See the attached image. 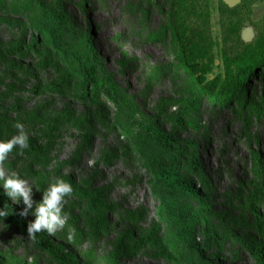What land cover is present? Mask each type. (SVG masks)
Masks as SVG:
<instances>
[{
	"label": "rangeland",
	"instance_id": "1",
	"mask_svg": "<svg viewBox=\"0 0 264 264\" xmlns=\"http://www.w3.org/2000/svg\"><path fill=\"white\" fill-rule=\"evenodd\" d=\"M59 1L69 15L61 35L71 49L52 45L43 29L44 19L56 18L52 0H0V140L16 134L17 121L28 135V147L14 148L0 171L27 180L34 202L58 177L72 185L65 225L45 232L70 259L28 239L8 208L20 212L25 206L0 187V208L6 204L9 212L0 218V264H258L249 248L264 240V61L250 68L229 98L213 100L182 62L169 0ZM198 5L210 13L211 80L224 73L225 53L264 35V0ZM85 37L101 60L99 75L110 76L123 100L105 93L92 99L91 82L84 96L73 53L83 51ZM11 46L17 49L3 56ZM154 130L173 135V147L185 148L184 154L153 143L148 131ZM145 144L159 157L175 159L180 175L208 193L207 205L182 191L171 207L165 205L140 151ZM192 154L204 180L188 169ZM31 212L22 217L33 220ZM181 212L207 215L223 234L221 244L206 248L216 259L189 248ZM203 226L199 219L191 227L198 243L205 240Z\"/></svg>",
	"mask_w": 264,
	"mask_h": 264
},
{
	"label": "trees",
	"instance_id": "2",
	"mask_svg": "<svg viewBox=\"0 0 264 264\" xmlns=\"http://www.w3.org/2000/svg\"><path fill=\"white\" fill-rule=\"evenodd\" d=\"M199 0H169L168 19L172 28L174 37L179 43V49L182 54V62L189 72L194 75L197 80L199 88L206 92L213 100H222V98H229L237 87L241 84V79L248 73L252 66H256L260 61H264V35L258 37L254 44L247 45L243 50L232 55L224 54V73L217 74L213 79L207 80L206 75L211 71L213 64V40L210 33V13L207 6L198 5ZM245 1V0H243ZM53 8H55V20L44 19L43 29L47 32L48 40L52 45H64L70 49L73 47L65 43L62 38V27L66 25L69 20V15L61 5L59 0H52ZM195 18V20L193 19ZM56 22L57 25L54 24ZM148 32L143 31V36H147ZM83 51L74 52L75 57L79 63V69L76 74H81L84 82L81 83L83 91L86 96L89 91L87 83L93 84V91L91 98L96 99L101 93H105L115 100H123L118 85L110 78V76L103 72L99 75L101 69V60L96 55V49L90 40V37H85L82 40ZM16 46H11L5 54L10 51H15ZM126 64L123 63V66ZM117 98V99H116ZM114 103H119L114 101ZM257 118L263 114L262 106L255 112ZM149 137L153 143L164 149L167 153H176L177 155L184 154V149L181 146H174L176 143L173 135L164 134L161 131H148ZM194 145V141H190ZM34 149H37L34 147ZM41 148L39 147V150ZM141 154L144 158L148 168L153 177L154 191L160 196L165 205L171 207L169 202L171 198L179 191L184 192L190 197L195 198L203 206L207 205L208 193H203L200 188H197L190 179L183 178L175 168V159H163L159 157L149 144H145L141 148ZM188 169H191L203 180L205 175L199 168V160L192 154ZM9 211L27 231V224L30 221L25 220L19 215V211L14 205L8 206ZM173 210V209H171ZM175 211V210H173ZM207 214L216 217L215 213L208 207ZM179 217L182 218L184 227L181 230L185 242L189 248L196 254H199L204 259H216L217 255L207 254L206 248L211 245H219L223 240V234L219 233L213 226H210L207 215L201 216L200 213L181 212ZM201 220L204 224L202 233L205 235V240L198 243L192 232V224L195 221ZM34 238L36 243L45 247L53 255L58 256L64 261H69L70 256L64 249L60 248L52 239H50L44 231L37 233ZM249 250L255 256L258 264H264V240L254 248Z\"/></svg>",
	"mask_w": 264,
	"mask_h": 264
},
{
	"label": "clouds",
	"instance_id": "3",
	"mask_svg": "<svg viewBox=\"0 0 264 264\" xmlns=\"http://www.w3.org/2000/svg\"><path fill=\"white\" fill-rule=\"evenodd\" d=\"M16 134L7 140H0V161L7 159L8 154L14 148L21 152L28 147V135L24 130V125L17 121L13 125ZM0 187L3 188V194L14 203H23L25 206L20 212V216H28L31 209V215L34 219L27 224L28 239L33 238L37 233L44 231L49 235L54 234L57 229L62 228L66 223L67 214L63 212L65 198L71 195L72 185L62 178H57L50 182L47 188L42 192V198L34 202L33 186L27 180L21 178L16 172L5 175L0 171ZM35 203V207L33 205ZM9 215L7 205L0 208V218Z\"/></svg>",
	"mask_w": 264,
	"mask_h": 264
},
{
	"label": "water",
	"instance_id": "4",
	"mask_svg": "<svg viewBox=\"0 0 264 264\" xmlns=\"http://www.w3.org/2000/svg\"><path fill=\"white\" fill-rule=\"evenodd\" d=\"M225 1H227V3H228L229 5H232V4L234 3L235 0H225Z\"/></svg>",
	"mask_w": 264,
	"mask_h": 264
}]
</instances>
